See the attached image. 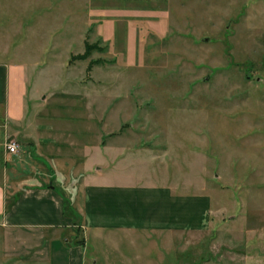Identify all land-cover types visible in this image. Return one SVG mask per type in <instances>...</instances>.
Masks as SVG:
<instances>
[{"label": "crops", "instance_id": "1", "mask_svg": "<svg viewBox=\"0 0 264 264\" xmlns=\"http://www.w3.org/2000/svg\"><path fill=\"white\" fill-rule=\"evenodd\" d=\"M6 1L0 0V11L6 8ZM11 1L9 7L20 12L19 19L8 28L0 24V264H113L109 253L102 252L126 240L135 242L129 240L130 234L172 235L207 229L211 196L180 192L177 177L173 179L168 173L167 160H162V174L147 180L121 171L125 163L158 161L160 156L168 159L173 155L170 150L159 154L150 147L155 144L168 149L167 144L144 142L137 127L146 118L139 116L138 109L134 111L130 93L117 94L120 81L113 78L127 75L133 56L149 58L150 47L145 43L159 41L160 17H143L144 9L134 5L132 10L124 7L134 12L119 19L122 25L132 29L137 26L132 21L140 18L147 30L125 36L123 45L117 47L111 29L119 18L120 6H110L108 13L107 8L96 7L89 22L78 30L82 49L75 54L71 51L72 34L62 35L61 28L55 33L54 19L46 22V35L39 39L37 22L27 25L21 18L22 0ZM49 1L29 0L25 11H35L39 4L48 6ZM201 1L196 0L198 4ZM252 2L244 16L249 18L251 11L264 16V0ZM91 25L95 43L100 44L99 49L103 44V55L107 54L110 62L105 58L102 62V56L96 58L102 52L95 51L89 72L92 83L83 84L81 89L87 93L80 94V89L71 95L57 92L62 87L49 85L48 76L53 74L49 69L59 68L61 74L78 66L70 65L71 57L84 54L86 28ZM23 34H28L25 42L47 44L42 50L51 53L49 61H40L43 54L35 49L26 56L22 44L12 47L14 39ZM261 47L264 51V45ZM66 81L61 85L71 86ZM68 96L83 97L90 103L87 106L80 100L72 104L66 100ZM104 100L110 101L111 108L118 106L112 115H108ZM77 105L82 111L69 118L65 112ZM10 142L17 144V153L7 150Z\"/></svg>", "mask_w": 264, "mask_h": 264}, {"label": "rangeland", "instance_id": "2", "mask_svg": "<svg viewBox=\"0 0 264 264\" xmlns=\"http://www.w3.org/2000/svg\"><path fill=\"white\" fill-rule=\"evenodd\" d=\"M252 1L50 0L48 6L39 4L37 10L28 12L29 0H22L21 18L27 25L37 22L39 39L46 35V22L54 19L55 33L61 28L62 35L72 34L71 51L75 54L82 49L78 30L89 22L96 7L107 8L106 13L110 6L122 7L111 29L117 47L123 45L125 36L147 30L140 18L132 21L137 24L132 29L122 25L119 19L134 12L124 7L132 10L134 5L144 9L143 17H160L159 41L145 43L150 47L149 58L133 56L127 75L113 78L120 81L117 94L130 93L134 111L138 109L139 116L146 118L137 127L144 142L167 144L168 149L155 144L150 147L159 154L170 150L173 155L168 159L160 156L158 161L125 163L121 171L147 180L161 175L162 160H167L168 173L173 179L177 177L180 192L211 196V218L203 232L130 234L129 240L135 242L126 240L102 252L109 253L113 264H264V16L253 11L249 18L244 16ZM12 3L7 0L6 8L0 11V24L7 28L20 16L9 7ZM92 25L86 28V44L91 51L85 63L74 60L70 65L78 66L61 74L59 68L49 69L53 71L48 76L49 85L62 87L57 92L74 93L81 91L83 84L92 83L89 72L95 51L102 52L96 58L102 56V62L104 58L110 62L108 55H103V44L93 50L100 44L95 43ZM27 35H22L20 43V38L14 39L12 47L22 44L26 56L35 49L43 54L40 61H49L51 53L42 50L46 43L25 42ZM66 79L71 86L61 85L68 82ZM65 98L72 104L80 100L87 106L90 103L83 97ZM104 101L108 115H112L118 106L111 108L110 101ZM81 107L68 108L65 113L73 118ZM92 249L90 246V257Z\"/></svg>", "mask_w": 264, "mask_h": 264}, {"label": "trees", "instance_id": "3", "mask_svg": "<svg viewBox=\"0 0 264 264\" xmlns=\"http://www.w3.org/2000/svg\"><path fill=\"white\" fill-rule=\"evenodd\" d=\"M98 48L99 49V46H93V50ZM85 52L84 54H80V55H76V56H72L71 57V63L74 62V60H85L88 58L89 54H90V51H91V46L89 47V45L86 44V48H85Z\"/></svg>", "mask_w": 264, "mask_h": 264}, {"label": "built area", "instance_id": "4", "mask_svg": "<svg viewBox=\"0 0 264 264\" xmlns=\"http://www.w3.org/2000/svg\"><path fill=\"white\" fill-rule=\"evenodd\" d=\"M7 150L12 153V154H15L18 152V146L15 142H10L8 145H7Z\"/></svg>", "mask_w": 264, "mask_h": 264}]
</instances>
